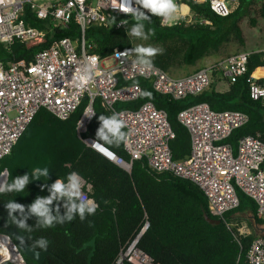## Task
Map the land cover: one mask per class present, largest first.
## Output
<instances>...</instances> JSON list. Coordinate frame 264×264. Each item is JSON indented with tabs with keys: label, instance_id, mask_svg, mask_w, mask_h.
<instances>
[{
	"label": "trees",
	"instance_id": "16d2710c",
	"mask_svg": "<svg viewBox=\"0 0 264 264\" xmlns=\"http://www.w3.org/2000/svg\"><path fill=\"white\" fill-rule=\"evenodd\" d=\"M180 1L189 6L198 19L196 22L161 25L159 17L155 16L150 22H145L146 29L151 28L154 35L143 42L164 49L162 54L152 58L153 65L170 74L194 65L204 57L220 54L231 42L244 46V20L250 27L264 23V0H239L226 16L216 14L205 2ZM201 19L205 22H200ZM114 20H117V15L113 16ZM25 21L31 26L42 25L30 14L29 17L25 16ZM134 22L130 17L125 25L118 28L114 25L91 26L86 31V38L94 42L93 51L100 57L108 55L115 47L135 48L142 45V40L126 34ZM77 34V25L71 22L68 28L56 29L33 46L15 41L7 50L0 44V60L28 61L36 50L49 45L54 39L66 36L74 38ZM263 70L264 51H252L247 70L229 83L226 90H215L211 82L202 92L176 100L154 91L149 81L135 79L130 82L140 85L139 98L131 102H118L114 110L135 109L146 101L164 110L174 132V138L169 143L174 160L185 157L190 149L189 134L178 122L177 114L181 109L199 102H206L213 110H238L247 115V122L224 140L233 149L243 135H259L264 142V100L251 98L249 92L252 83L263 82L258 78ZM143 92L151 95L144 96ZM88 101V97L84 96L77 108L63 120L49 110L40 108L10 153L0 158V172L6 170L13 177L25 172L31 175L36 167H47L50 171L48 180L41 177L40 180L31 181L24 192L0 194V233L12 238L9 231L14 224L7 217L3 206L5 202L14 199L27 205L36 196L48 194L46 187L41 189V184L50 185L57 178L64 179L69 172L76 171L90 184L88 196L96 201L98 208L94 215L84 221L77 217L72 222L50 229L22 230L31 247L33 241L41 236L49 240V254L43 264H89L87 258L91 247L83 245L93 237L90 264H112L119 249L134 239L145 223L148 225L139 237L137 246L151 256L154 264H241L252 240L262 233L253 230L239 235L236 240L233 235L236 230L228 228L224 220L231 221L235 213L248 212L257 225H264V220L255 215L254 201L237 189L238 206L226 212L220 223L207 221V217L214 216L208 212L203 192L191 181L169 172L156 173L149 169L145 159L133 160L127 172L84 141L86 138L95 139L100 114L114 113L101 103L99 97L92 102L96 114L80 137L76 134L77 122ZM110 151L129 160L123 143L110 146ZM12 176H8L9 182ZM27 222L34 224L35 218ZM24 257L25 264H35L32 259Z\"/></svg>",
	"mask_w": 264,
	"mask_h": 264
},
{
	"label": "built area",
	"instance_id": "2783aa9c",
	"mask_svg": "<svg viewBox=\"0 0 264 264\" xmlns=\"http://www.w3.org/2000/svg\"><path fill=\"white\" fill-rule=\"evenodd\" d=\"M193 1L207 3L221 16L228 15L239 2ZM177 2L180 5L177 15L181 18L172 24L183 22L187 25L198 20L187 4ZM128 3L129 0H0V44L7 50L15 41L30 46L39 44L56 29L68 28L71 22L78 28L74 38H56L36 50L28 61L0 60V158L10 153L40 108L63 120L87 96L88 105L76 125L80 137L92 118L86 117L85 111H93L92 102L99 97L107 109L118 113L125 122L126 139L122 143L129 160L116 155L111 158L125 171H130L133 160L145 159L149 169L156 173L169 172L191 181L203 192L208 212L218 219H224L226 212L238 206L239 189L254 201L256 217L264 220V142L259 135L241 136L235 149L224 142L233 130L247 122L244 112L213 110L206 102L181 109L177 120L189 134L190 149L185 157L174 160L169 146L174 132L164 110L156 108L150 101L135 109L114 110L118 102L139 98L140 85L130 82L135 79L149 81L154 91L174 100L198 94L217 79L227 84L234 82L247 70L252 51L226 55L183 76L172 75L155 65L142 71L134 63V55L125 54L126 50L133 49L131 46L115 47L108 55L100 57L93 51L94 42L86 38L87 29L100 25H114L116 28L125 25L131 17L123 11ZM29 14L42 25H28L25 16L29 17ZM114 15L117 20L112 21ZM159 20L161 25H168L160 17ZM199 21L205 22L204 19ZM107 59L113 61L111 65H105ZM86 66L91 68L92 78L81 88L78 76ZM258 78L263 82L250 85V97L264 100V70ZM89 189L90 184L85 181L83 191L86 196ZM224 222L231 229L232 223ZM145 228L146 223L141 231ZM235 229L236 240L239 235L247 234L240 228ZM2 240L0 264H25L24 254L17 249L12 238L0 233ZM112 264L154 262L137 246L135 237L119 249ZM241 264H264V233L252 240Z\"/></svg>",
	"mask_w": 264,
	"mask_h": 264
},
{
	"label": "clouds",
	"instance_id": "9594fccd",
	"mask_svg": "<svg viewBox=\"0 0 264 264\" xmlns=\"http://www.w3.org/2000/svg\"><path fill=\"white\" fill-rule=\"evenodd\" d=\"M138 5L139 7L134 6ZM180 5L177 0H129L128 6L123 11L129 14L134 23L127 30L126 34L140 40H148L154 32L151 28L146 29L145 22H150L152 17H160L162 22H168L171 26L173 22H178L181 18L177 15ZM147 10V11H144ZM163 48L138 45L133 49L126 50L125 54L134 55V63L143 71L153 67L152 58L157 54H162ZM91 68L86 66L82 74L78 76V83L81 88L91 80ZM142 95L150 96L148 92ZM91 112V115H88ZM96 113L91 109L85 111V116L91 118ZM99 126L95 132L93 144H102L105 150H110V146H118L126 139L124 132L125 122L118 113L110 115L100 114L97 117ZM94 147V146H93ZM47 167H36L31 175L25 172L22 175L12 176L10 172H0V194L21 193L31 181L40 180L41 177L49 178ZM8 176H12L9 182ZM84 178L76 171L69 172L66 178H57L49 184H41V189L46 187V196H36L27 204H21L14 199L4 203L7 217L11 219L19 229L32 232L33 229H50L55 225L72 222L77 217L84 221L88 216L96 213L98 204L93 198L85 195L83 191ZM63 208V212H61ZM35 218L34 224L27 221ZM34 248L47 249L49 240L46 237H39L33 241Z\"/></svg>",
	"mask_w": 264,
	"mask_h": 264
},
{
	"label": "rangeland",
	"instance_id": "374dc122",
	"mask_svg": "<svg viewBox=\"0 0 264 264\" xmlns=\"http://www.w3.org/2000/svg\"><path fill=\"white\" fill-rule=\"evenodd\" d=\"M244 33L246 35V44L240 45L239 43L236 42H231L227 44L223 49L222 52L223 55H229L232 53H236L239 51L243 50H256V51H264V23L261 22L258 27H250L247 25L246 21L242 23ZM142 45L144 44L145 46H151L148 45L147 43H144L143 40L140 42ZM153 47V46H152ZM111 59H107L104 61L105 65H111L112 64ZM188 69L187 66L183 67V70ZM172 75H176L175 72H171ZM215 90L222 91L226 89L227 84L223 82H218L217 80L213 81ZM3 172V171H2ZM232 226L231 228H240L242 231H245L246 233H250L251 231H256L259 233H262L260 231L261 225H257L252 218L251 214L248 212L244 213H235L231 217ZM236 230V229H235ZM235 233V232H234ZM237 233V230H236Z\"/></svg>",
	"mask_w": 264,
	"mask_h": 264
},
{
	"label": "water",
	"instance_id": "95a60500",
	"mask_svg": "<svg viewBox=\"0 0 264 264\" xmlns=\"http://www.w3.org/2000/svg\"><path fill=\"white\" fill-rule=\"evenodd\" d=\"M93 140L94 139L92 138L84 139L86 143L90 144L91 146H94L96 149H98L101 153L105 154L110 159L115 157V154L110 150H105V147L102 144H93L92 143ZM3 172H7V171L4 170ZM207 221L211 223H220V219L214 218V217H207ZM147 225L148 223H146V227ZM259 229L261 232H264V227H260ZM142 232L143 231L137 234L136 236L137 241L139 237L141 236ZM9 234L12 236L13 238L12 241L17 245V249L19 251H21L26 257L32 259L35 262V264H43L45 257L49 254V251L47 249L38 250V249L31 247L27 243L25 233L22 231V229H19L15 224L10 229ZM85 246L91 247V250L89 251L88 258H87V261L90 264L91 257L93 254V249H94V237L83 245V247Z\"/></svg>",
	"mask_w": 264,
	"mask_h": 264
},
{
	"label": "crops",
	"instance_id": "0c3cea01",
	"mask_svg": "<svg viewBox=\"0 0 264 264\" xmlns=\"http://www.w3.org/2000/svg\"><path fill=\"white\" fill-rule=\"evenodd\" d=\"M184 8H188V7H184ZM247 51H255V52H257L256 50H247ZM224 56L225 55H223V53H220V54H217V55H210V56L204 57L203 59L197 61L194 65L187 66L188 69H186V70L185 69L183 70V68L176 70L175 71V73H176L175 76H183V75H186L188 73L194 72L197 69H199L200 67H203L204 65H206V64H208V63H210V62H212L214 60H217V59H219L221 57H224ZM217 81L218 82L220 81V82H223V83L227 84V82L223 81V80H218L217 79ZM227 88H228V84H227L226 89ZM226 89H224V90H226ZM224 90H222V91H224ZM262 227H264V226H262ZM262 233H264V232H262Z\"/></svg>",
	"mask_w": 264,
	"mask_h": 264
},
{
	"label": "bare ground",
	"instance_id": "6f19581e",
	"mask_svg": "<svg viewBox=\"0 0 264 264\" xmlns=\"http://www.w3.org/2000/svg\"><path fill=\"white\" fill-rule=\"evenodd\" d=\"M256 72L258 73L259 71L256 70ZM0 179H3V177H0ZM1 242L4 244V240L0 241V243H1Z\"/></svg>",
	"mask_w": 264,
	"mask_h": 264
}]
</instances>
